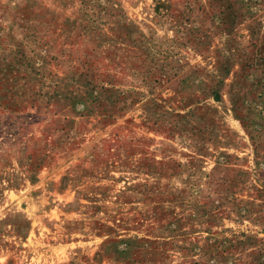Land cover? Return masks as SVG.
<instances>
[{"label":"rangeland","instance_id":"1","mask_svg":"<svg viewBox=\"0 0 264 264\" xmlns=\"http://www.w3.org/2000/svg\"><path fill=\"white\" fill-rule=\"evenodd\" d=\"M0 264H264V0H0Z\"/></svg>","mask_w":264,"mask_h":264}]
</instances>
